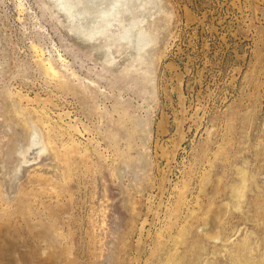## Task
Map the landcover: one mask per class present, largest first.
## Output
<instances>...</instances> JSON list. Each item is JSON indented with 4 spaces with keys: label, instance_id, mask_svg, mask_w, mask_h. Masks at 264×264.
<instances>
[{
    "label": "rangeland",
    "instance_id": "374dc122",
    "mask_svg": "<svg viewBox=\"0 0 264 264\" xmlns=\"http://www.w3.org/2000/svg\"><path fill=\"white\" fill-rule=\"evenodd\" d=\"M80 1L0 0V264H264V0Z\"/></svg>",
    "mask_w": 264,
    "mask_h": 264
},
{
    "label": "bare ground",
    "instance_id": "6f19581e",
    "mask_svg": "<svg viewBox=\"0 0 264 264\" xmlns=\"http://www.w3.org/2000/svg\"><path fill=\"white\" fill-rule=\"evenodd\" d=\"M80 1V0H79ZM81 2V1H80ZM49 64V63H48ZM49 67V66H48ZM48 69H51L52 71H53V69H52V66L50 67V68H48ZM49 72V71H48ZM54 72V75H55V71H53ZM57 72V71H56ZM57 75V74H56Z\"/></svg>",
    "mask_w": 264,
    "mask_h": 264
}]
</instances>
